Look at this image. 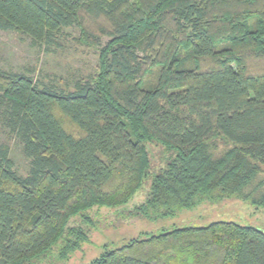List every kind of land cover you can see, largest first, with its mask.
I'll return each instance as SVG.
<instances>
[{
    "label": "trees",
    "instance_id": "trees-1",
    "mask_svg": "<svg viewBox=\"0 0 264 264\" xmlns=\"http://www.w3.org/2000/svg\"><path fill=\"white\" fill-rule=\"evenodd\" d=\"M72 28L97 51L86 79L0 68V125L28 161L20 175L0 142V264L68 261L90 212L146 179L130 212L149 222L222 201L264 211V0H0V30L38 49ZM151 141L176 154L149 177ZM127 239L84 264H264V232L230 221Z\"/></svg>",
    "mask_w": 264,
    "mask_h": 264
},
{
    "label": "rangeland",
    "instance_id": "rangeland-1",
    "mask_svg": "<svg viewBox=\"0 0 264 264\" xmlns=\"http://www.w3.org/2000/svg\"><path fill=\"white\" fill-rule=\"evenodd\" d=\"M78 34L76 28L67 29L58 40V46L42 50L33 47L30 40L23 35L0 30V68L28 74L35 80L56 84L59 88H69L77 79H86L94 74L97 66V51L79 45L75 41ZM105 42L106 39H103L102 43ZM226 47H228L227 43L216 45L217 49ZM0 142L8 147L17 172L20 175H26L28 161L22 153L21 145L1 125ZM146 148L150 158L149 177L160 173L176 154L175 150L166 148L155 141L147 142ZM262 171V177H264L263 166ZM148 180L142 183L123 206L116 209L95 208L92 210L89 215L94 214L93 220L97 226L94 230H90L89 242L75 251L68 261L61 263L55 260L52 264H84L97 257L103 251V246L110 242H119L122 238L143 237L172 227L202 226L212 221H230L243 226H253L264 232V211L251 209L240 202L222 201L212 205L203 203L194 210L185 211L177 217L156 222L134 217L131 215V210L145 200Z\"/></svg>",
    "mask_w": 264,
    "mask_h": 264
}]
</instances>
